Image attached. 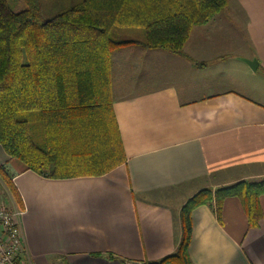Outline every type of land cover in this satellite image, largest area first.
<instances>
[{"label": "crops", "instance_id": "1", "mask_svg": "<svg viewBox=\"0 0 264 264\" xmlns=\"http://www.w3.org/2000/svg\"><path fill=\"white\" fill-rule=\"evenodd\" d=\"M239 23L243 50L233 34ZM110 65L124 164L53 179L0 147L23 207L22 264L160 260L175 251L180 210L193 194L264 176V0H227L192 27L181 54L130 45ZM259 205L255 227L236 197L223 200L219 216L213 204L196 206L191 264H264V194Z\"/></svg>", "mask_w": 264, "mask_h": 264}, {"label": "trees", "instance_id": "2", "mask_svg": "<svg viewBox=\"0 0 264 264\" xmlns=\"http://www.w3.org/2000/svg\"><path fill=\"white\" fill-rule=\"evenodd\" d=\"M227 0H78L48 18L40 0H0V147L26 170L53 179L100 176L126 161L112 110L111 55L139 45L181 54L193 26L221 12ZM142 28L143 40L122 39ZM0 181L23 209L11 177ZM264 176L193 194L181 207L175 251L143 264H191V211L239 199L249 227L262 217ZM19 260H24L20 254Z\"/></svg>", "mask_w": 264, "mask_h": 264}, {"label": "built area", "instance_id": "3", "mask_svg": "<svg viewBox=\"0 0 264 264\" xmlns=\"http://www.w3.org/2000/svg\"><path fill=\"white\" fill-rule=\"evenodd\" d=\"M1 189L10 197L0 181ZM22 211L15 204L8 207L0 201V264H22L19 260L20 254L24 255L20 222Z\"/></svg>", "mask_w": 264, "mask_h": 264}, {"label": "rangeland", "instance_id": "4", "mask_svg": "<svg viewBox=\"0 0 264 264\" xmlns=\"http://www.w3.org/2000/svg\"><path fill=\"white\" fill-rule=\"evenodd\" d=\"M78 0H40L41 12L43 17L48 18L53 15L58 10L73 5ZM220 17H225V13H220ZM118 36L122 39H134V40H143L144 39V31L142 28H122L117 31ZM233 34L238 35V39L241 40V49L247 47V43L244 42V34H243V24L240 23L234 26ZM243 75V74H239ZM0 201H4L5 203L8 201L4 190H0Z\"/></svg>", "mask_w": 264, "mask_h": 264}]
</instances>
